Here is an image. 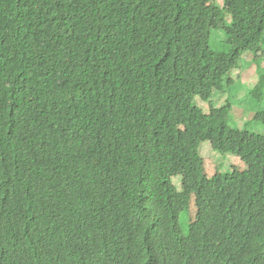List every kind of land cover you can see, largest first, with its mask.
<instances>
[{"label":"trees","instance_id":"16d2710c","mask_svg":"<svg viewBox=\"0 0 264 264\" xmlns=\"http://www.w3.org/2000/svg\"><path fill=\"white\" fill-rule=\"evenodd\" d=\"M223 1L0 0V264H264V109L196 103L263 68L264 0Z\"/></svg>","mask_w":264,"mask_h":264},{"label":"rangeland","instance_id":"374dc122","mask_svg":"<svg viewBox=\"0 0 264 264\" xmlns=\"http://www.w3.org/2000/svg\"><path fill=\"white\" fill-rule=\"evenodd\" d=\"M217 3L223 6V0H217ZM212 28L214 30L211 45L217 50L229 51L230 45L226 42V36L224 37L225 33L218 27ZM242 64L244 66L242 68V73H244L242 75V81L237 85H231L229 83L224 93H221L222 90L215 91L212 96V101L224 103L227 99L232 104V112L228 119V124L230 126H237L239 129H246L245 121L249 120L256 110L264 109V95L259 99L252 92L258 82L259 75L264 74V64H262L263 68H260L258 62L254 60V55L251 51H247L244 54ZM196 101L205 110H209L208 104L200 98H197ZM250 121L255 125L251 128L255 130L257 128L260 130L264 129V124L259 123L256 119L251 118ZM251 128H248V130L253 131ZM201 153L205 161V167L209 170H212L216 166V162L221 165L220 171L226 172L231 169V167L227 169L229 162L225 160L224 154L215 151L209 143L203 144Z\"/></svg>","mask_w":264,"mask_h":264},{"label":"clouds","instance_id":"9594fccd","mask_svg":"<svg viewBox=\"0 0 264 264\" xmlns=\"http://www.w3.org/2000/svg\"><path fill=\"white\" fill-rule=\"evenodd\" d=\"M224 2V1H223ZM225 90H226V88H225ZM225 91H223V92H221V93H224ZM197 98H200L199 96H197L196 97V100H197ZM201 99V98H200ZM203 102H205V103H207L208 104V106H209V109H210V105H211V103H212V98H210L209 100H203V99H201ZM196 103H197V101H196ZM198 104V103H197ZM199 105V104H198ZM200 106V105H199ZM203 108V107H202ZM204 109V108H203ZM204 111L205 112H208L209 110H205L204 109ZM204 143H209L210 145H211V142L210 141H203L201 144H200V152H201V147L203 146V144ZM211 147L213 148V146L211 145ZM214 149V148H213ZM215 150V149H214ZM215 151H217V150H215ZM218 152V151H217ZM201 155H202V153H201ZM203 156V155H202ZM224 172V171H223ZM178 181V182H177ZM174 183H176L178 186H179V188L181 189V177H175L174 178ZM178 253V252H177ZM179 254V253H178Z\"/></svg>","mask_w":264,"mask_h":264}]
</instances>
